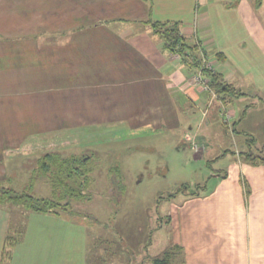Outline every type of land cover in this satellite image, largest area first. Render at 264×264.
Masks as SVG:
<instances>
[{"label": "crops", "instance_id": "1", "mask_svg": "<svg viewBox=\"0 0 264 264\" xmlns=\"http://www.w3.org/2000/svg\"><path fill=\"white\" fill-rule=\"evenodd\" d=\"M263 3L258 5L255 0V9ZM242 5V0H0V115L13 119L7 137L11 145L1 150L0 158L10 151L28 152L25 147L34 151L51 146L48 138H42L46 144L38 143L39 133L45 129L42 125L51 126L49 130L69 128L75 143L81 142L77 132L82 125L127 124L148 136L169 129L178 134L176 129L182 127L184 118L190 120L193 109L209 116L217 98L221 121L235 130L243 112L235 102L247 93L232 81L236 68L227 65L236 55L252 52L256 33L246 29L250 36L246 39L233 32V27L243 26ZM149 19L181 22V33L188 42L200 40L225 80L245 94L223 99L196 84V64L172 52ZM258 42L255 56L259 62L254 71L264 90V44ZM226 107L233 110L232 124L224 117ZM214 113L208 124L214 126L216 119L220 126ZM25 125L33 127L22 129ZM192 128L185 133L187 142L197 138L209 141V129L192 133ZM93 135L96 138L95 132ZM195 142L192 148L203 154L204 145ZM42 151H38L40 155ZM39 156L30 163L32 172ZM250 163L243 171L241 195L243 202L247 201V214L260 220L255 205L264 195V179L256 173L264 165ZM8 173L0 159V180L8 178ZM221 176V171L215 174V178ZM24 213V237L15 247L11 264H88L84 225L62 215ZM20 215L0 206V257L4 239L13 229L10 225L20 222Z\"/></svg>", "mask_w": 264, "mask_h": 264}, {"label": "rangeland", "instance_id": "2", "mask_svg": "<svg viewBox=\"0 0 264 264\" xmlns=\"http://www.w3.org/2000/svg\"><path fill=\"white\" fill-rule=\"evenodd\" d=\"M242 4L243 26L233 27V32L247 39L250 36L246 29L251 28L256 31L255 45L249 44L252 52L236 55V60L226 67L236 68L232 81L247 93L235 102V107L238 106L241 113L248 104L252 106L235 130L221 121L218 98L211 103L209 116L199 108L193 109L190 120L184 118L182 127L176 129L178 134L169 129L148 136L147 132L133 130L135 125L127 124L82 125L77 132L81 142L75 143L69 128L49 130L51 126H40L45 129L39 133L38 143L46 144L42 138L52 140L51 146L44 147L46 151L60 149L65 154L85 152L94 156L90 196L73 202L76 215L69 218L87 228L88 264H154L153 261L163 258L166 252H170L168 264H264V195L255 205L260 220L247 214V201L244 199V203L241 195L243 171L251 167L245 153L264 155V103L261 99L264 90L258 86L254 71L259 62L255 56V51L260 49L258 40L264 44V3L260 9H255V0H242ZM207 58L213 60L210 56ZM257 80L260 81L259 76ZM229 110L226 107L223 113L231 116L232 124L233 110L231 107ZM214 112L220 126L216 119L214 126L208 124L213 121ZM0 121H3L0 139L6 138L0 140L1 157V150L11 145L12 140L7 137L13 119L4 113ZM25 127L33 126L25 125L22 129ZM205 127L210 130L209 141L185 140L188 128L195 129L192 132L195 133ZM94 132L96 138H93ZM247 137L256 141L251 144ZM194 142L199 147L204 145L203 154L192 148ZM25 148L28 151L33 147ZM44 148L3 155L1 164L9 171V177L2 180V185L28 190L38 197L51 196V186L43 178L32 189L29 187L30 163ZM218 171L223 173L221 178H215ZM256 174L264 179V168ZM186 185L189 187L185 188ZM181 188L183 190L179 191ZM198 189L199 194L193 196L191 191ZM173 193L175 196L169 199L167 196ZM2 208L12 214L21 213V218L26 216L22 205H2ZM242 209L245 212H241ZM17 223L20 224L15 221L10 228Z\"/></svg>", "mask_w": 264, "mask_h": 264}, {"label": "trees", "instance_id": "3", "mask_svg": "<svg viewBox=\"0 0 264 264\" xmlns=\"http://www.w3.org/2000/svg\"><path fill=\"white\" fill-rule=\"evenodd\" d=\"M262 0H257V4L261 5ZM155 33H158L168 48L172 52L181 55L184 59H190L201 67L202 53L209 57V53L204 48L200 40L190 44L186 37L181 33V22L178 21H157L149 19ZM219 55V54H218ZM203 74L209 79L210 89L216 95L223 99L230 100L245 94L234 84L225 80L223 74L215 69L204 68ZM263 101L264 99L261 98ZM250 105L247 106L237 125L247 115ZM255 142L254 138H250V143ZM247 159L253 163H264V155H255L252 151H248ZM94 156L89 153H70L65 154L60 149H51L42 153L37 158L36 167L31 174L29 187L32 189L40 178H45L51 186V196L38 197L28 190H16L13 187L2 185L0 181V206L2 205H22L27 212H36L42 214H56L70 218L74 214L73 202L88 199L90 196L89 188L93 181V171L95 168ZM186 185L185 188H188ZM200 188V186H198ZM206 188V185L203 186ZM181 188L179 191H182ZM191 194H199L197 191H191ZM170 194L167 197H172ZM21 224V226H20ZM20 224L8 231L1 252L0 264H10L13 258V250L24 237L26 217L22 216ZM170 252H166L163 258L155 259L154 264H168Z\"/></svg>", "mask_w": 264, "mask_h": 264}, {"label": "built area", "instance_id": "4", "mask_svg": "<svg viewBox=\"0 0 264 264\" xmlns=\"http://www.w3.org/2000/svg\"><path fill=\"white\" fill-rule=\"evenodd\" d=\"M204 68L215 69L213 67V64H212L211 60L209 58H207L202 53L201 67L198 68L194 79H195V83L196 84H201L205 89H210L209 79L206 76H204V74H203V69ZM224 115L226 116V120L229 121V117H231V116L229 114H226V113H224Z\"/></svg>", "mask_w": 264, "mask_h": 264}]
</instances>
